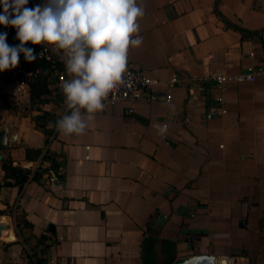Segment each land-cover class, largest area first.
<instances>
[{
	"label": "crops",
	"instance_id": "obj_1",
	"mask_svg": "<svg viewBox=\"0 0 264 264\" xmlns=\"http://www.w3.org/2000/svg\"><path fill=\"white\" fill-rule=\"evenodd\" d=\"M143 6V42L130 47L129 65L162 82L212 71L255 72L254 80L223 91L208 84L197 107L187 86L133 111L105 105L85 114L84 134L64 135L53 127L70 114L55 79L47 100L32 104L30 87L19 94L0 75V129L17 133L0 158V264H143L148 252L173 256L170 264L200 254L264 264V0ZM4 32L19 45L15 28L0 25ZM213 105L226 112H210ZM46 151L56 171L42 160ZM4 165L26 179L6 178Z\"/></svg>",
	"mask_w": 264,
	"mask_h": 264
},
{
	"label": "clouds",
	"instance_id": "obj_2",
	"mask_svg": "<svg viewBox=\"0 0 264 264\" xmlns=\"http://www.w3.org/2000/svg\"><path fill=\"white\" fill-rule=\"evenodd\" d=\"M29 0H0V25L16 29L18 46L0 33V72L14 69L23 53L27 62L38 58L43 45L62 53L70 79L62 83L66 113L53 127L64 135H82L87 119L102 111L109 93L123 83L130 47H138L143 0H44L34 8ZM212 264L215 258L210 257ZM185 264H192L186 261Z\"/></svg>",
	"mask_w": 264,
	"mask_h": 264
},
{
	"label": "built area",
	"instance_id": "obj_3",
	"mask_svg": "<svg viewBox=\"0 0 264 264\" xmlns=\"http://www.w3.org/2000/svg\"><path fill=\"white\" fill-rule=\"evenodd\" d=\"M44 0H29L27 7L33 8L36 5L42 4ZM3 9L0 8V12ZM10 46H18V44L11 40L8 43ZM38 58L58 62L62 65L63 70L57 73L52 88L58 92H62V83L70 79L66 72L64 56L62 53L58 54L53 52L51 48L40 45L37 50ZM40 69L30 70L24 65L22 55L20 54L19 63L14 69H9L0 72V75H7L16 81V92L25 94L29 90V83L31 78L38 74ZM255 72L230 74L223 71H212L206 76H198L196 74H178L174 73L167 81L162 82L153 77H150L142 69L133 67L127 63V70L123 76V83L113 89L108 98L104 101L106 106H114L120 103H127L129 111H133V105L139 101L155 102L164 100L170 102L173 97L174 89L177 87L187 86L189 102L197 107L200 100L203 98V92L206 90L208 84H212L219 91H223L230 83H238L242 81H253ZM163 86V93L156 92L157 87ZM219 98L216 97V100ZM61 106L66 110L65 97L62 100ZM210 112L225 113L226 109L219 106H211ZM54 180L53 177L50 178ZM235 256L233 255H220L215 258V264H234Z\"/></svg>",
	"mask_w": 264,
	"mask_h": 264
},
{
	"label": "trees",
	"instance_id": "obj_4",
	"mask_svg": "<svg viewBox=\"0 0 264 264\" xmlns=\"http://www.w3.org/2000/svg\"><path fill=\"white\" fill-rule=\"evenodd\" d=\"M26 47H31L35 49V54H37V50L39 48V45H32L30 42L25 45ZM23 60L25 67L30 70H34L39 68L40 72L36 75H34L29 83L30 87V100L32 104H39L43 103L47 100V98H44L45 95L49 94L51 90L49 89L48 85L55 79L57 73L63 70V67L58 62H52V61H46L40 58H37L34 62H27L24 58V55L22 53ZM44 115V114H43ZM41 118H44V116L41 115ZM40 127L44 128V124H39ZM30 151V150H29ZM27 151V157L28 158H36L40 155V150H32V155H30V152ZM42 160H47L50 162V168H53L56 171L57 164L54 161V155L46 151L42 155ZM5 172H6V178L8 176H14L16 182L22 183L26 177H27V171H24L21 167H16L12 165H4ZM40 174V172H34L33 178H37V176ZM10 182L5 181L3 185H9ZM2 185V184H0ZM5 244H8L7 242ZM148 256L143 258V264H170L173 261V256L171 255H165L162 258H156L154 255H152L150 252L147 253ZM43 264V263H41Z\"/></svg>",
	"mask_w": 264,
	"mask_h": 264
},
{
	"label": "water",
	"instance_id": "obj_5",
	"mask_svg": "<svg viewBox=\"0 0 264 264\" xmlns=\"http://www.w3.org/2000/svg\"><path fill=\"white\" fill-rule=\"evenodd\" d=\"M16 135V131H11L7 127L0 129V158L1 151H3L7 146V141L9 140L10 142L8 145H11L16 139ZM6 229V222H0V232ZM210 257L216 258V256L210 254L191 255L176 261L174 264H185L186 261H191L192 264H212V261L209 260Z\"/></svg>",
	"mask_w": 264,
	"mask_h": 264
},
{
	"label": "bare ground",
	"instance_id": "obj_6",
	"mask_svg": "<svg viewBox=\"0 0 264 264\" xmlns=\"http://www.w3.org/2000/svg\"><path fill=\"white\" fill-rule=\"evenodd\" d=\"M0 222H3V219H0ZM1 233H2V232H0V236H1ZM6 239H7V240H12V239H13V234L11 233L10 235H7V236H6Z\"/></svg>",
	"mask_w": 264,
	"mask_h": 264
}]
</instances>
